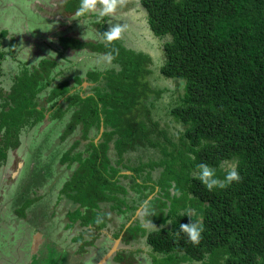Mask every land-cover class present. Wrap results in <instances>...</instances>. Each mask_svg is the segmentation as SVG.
<instances>
[{
  "label": "trees",
  "instance_id": "trees-1",
  "mask_svg": "<svg viewBox=\"0 0 264 264\" xmlns=\"http://www.w3.org/2000/svg\"><path fill=\"white\" fill-rule=\"evenodd\" d=\"M79 3L65 0L62 9L74 15ZM140 5L152 34L169 38L160 74L177 88L181 79L186 82L171 110L182 130L171 135L153 117L148 100L160 92L147 80L153 74L148 54L126 48L121 39L106 45L103 39L61 37L59 57L84 50L104 56L116 48L114 67L91 71L85 80L74 77L73 86L64 81L51 88L56 59L22 66L9 90L0 88V169L8 153L20 148L22 131L45 120L61 123L57 144H70L57 168L65 166L71 174L58 194L68 208L66 228L83 229L73 238L79 255L106 230L125 247L145 239L153 264H264V0H140ZM96 26L100 34L106 31ZM7 36L0 31V41ZM16 42L11 38L8 52L0 49V75L6 57L15 58ZM83 83L91 87L83 89ZM231 160L238 161V183L210 192L194 178L197 165L206 163L223 179L222 165ZM51 172L34 159L13 206L18 221L47 238L54 213L41 190ZM140 208L141 217L131 221ZM189 212L194 220L202 217L196 246L177 235L179 224L190 222ZM116 217L125 222L112 231ZM149 221L156 228H147ZM140 252L122 249L113 261L138 264Z\"/></svg>",
  "mask_w": 264,
  "mask_h": 264
},
{
  "label": "rangeland",
  "instance_id": "rangeland-1",
  "mask_svg": "<svg viewBox=\"0 0 264 264\" xmlns=\"http://www.w3.org/2000/svg\"><path fill=\"white\" fill-rule=\"evenodd\" d=\"M64 1L0 0V31L8 32L7 38L0 41V49L8 52L11 38L17 41L12 51L15 58L6 57L2 62L0 88L8 91L13 76L22 66H36L46 57H52L60 63L53 72L54 82L51 88L64 81L73 86L74 77L85 80L86 74L91 71H105L114 67L112 63L109 64L103 59L104 56L86 50L66 52L63 57H59L60 48L57 43L59 38L66 36H73L83 42H101L102 37L96 24H102L107 31L108 21L111 20L113 24L121 23L127 26L121 38L126 48L148 54L153 59V74L147 80L152 88L160 92V97L151 96L148 104H152L154 119L167 129L169 134H178L182 127L173 122L171 110L178 103L182 93L181 87L177 88L173 80L166 79L160 74V67L164 61L163 45L169 38L159 39L152 34L147 24V13L140 5V0H127L125 6L118 9L115 18L104 17L105 20L99 18L96 13H88L81 17L66 14L62 9ZM82 87L87 90L91 84L83 83ZM45 95L44 92L39 96L41 100ZM62 128L61 123L45 120L32 129H25L21 133L20 148L8 153L7 163L0 169V264L85 263L82 257L85 254L79 255L76 252L79 245L72 239L79 236L83 229L78 224L73 229L66 228L71 227L66 217L68 208L59 200L58 192L67 174H71V170H67L65 166L57 168L58 158L70 144V142L57 144ZM75 137L78 138V135ZM34 159L40 160L52 169V175H48L47 183L41 190L44 199L49 201L50 212L53 210L54 213L51 236L48 238L38 234L37 230L25 221H18L13 213L17 190L33 167ZM222 167L225 168V163ZM156 175L157 172H154V176ZM122 184L127 187L129 181H123ZM114 220L110 225L112 231L117 230L124 222L121 217ZM97 244L105 250H110L114 241L104 237ZM132 246L134 250L140 248L148 253L151 250L146 240ZM127 257L124 256L123 259L126 260ZM148 257L147 262L144 260L143 263L153 264L150 255Z\"/></svg>",
  "mask_w": 264,
  "mask_h": 264
},
{
  "label": "clouds",
  "instance_id": "clouds-1",
  "mask_svg": "<svg viewBox=\"0 0 264 264\" xmlns=\"http://www.w3.org/2000/svg\"><path fill=\"white\" fill-rule=\"evenodd\" d=\"M126 2L127 0H80L79 7L75 12V16L81 17L88 13H96L99 18L110 16L115 18V14L117 13L118 9L123 8ZM108 23V30L100 35L106 45H111L113 42L122 38V34L126 30L127 26L121 23L113 24L111 20H109ZM118 54L119 50L113 48L111 51L104 54L103 59L111 64ZM180 86L181 91L187 87L186 82L183 79L180 80ZM197 169L198 172L194 175V178L198 179L210 192L217 188L223 190L229 187L233 182L238 183L242 179L238 171L237 160L225 161V175L223 179L218 178L216 175V170L206 163L198 164ZM172 187L175 189L174 184ZM174 194L178 196L179 190H175ZM187 216L190 218V222L179 224V231L177 235L183 233L186 235L188 242L194 246L199 245L202 239V233L204 231L202 217H198L194 220L192 218L191 212H189ZM166 223L171 224V220L166 221ZM149 224L152 228H156V226L151 221H149Z\"/></svg>",
  "mask_w": 264,
  "mask_h": 264
},
{
  "label": "crops",
  "instance_id": "crops-1",
  "mask_svg": "<svg viewBox=\"0 0 264 264\" xmlns=\"http://www.w3.org/2000/svg\"><path fill=\"white\" fill-rule=\"evenodd\" d=\"M137 217H141V208L136 212V216L131 220V221H133L135 218H137ZM122 218V217H121ZM123 219V218H122ZM125 222V221H124ZM123 223V222H122ZM129 225V224H128ZM145 226L147 227V228H150V224H148V223H146L145 224ZM104 237H106V238H108V239H111L112 241H114L113 239H112V234L111 233H109L108 231H106V230H104L103 232H102V235H101V237L97 240V242H96V244H95V246L94 247H90V248H88L87 250V252L85 253V255L84 256H82L83 257V261L85 262L84 264H100V262H101V260H102V258L107 254V252L109 251L108 249L107 250H105L104 248H101L100 247V245H98L97 243L99 242V241H101ZM73 239V238H72ZM143 240H145V239H142V240H140L139 242H137V243H141ZM137 243H133L132 245L133 246H135ZM131 245V246H132ZM121 246H123L122 244H120V247ZM131 246H130V248H131ZM132 246V247H133ZM130 248H128V247H125V246H123V247H121V249L120 250H122V249H129V250H134V249H130ZM141 252H140V254L138 255V264H144L143 262H145L144 260H146V262H147V258L146 257H148V255H147V253L148 252H144L143 251V249H140V248H138ZM137 249V250H138ZM77 251H78V249H77ZM76 251V252H77ZM149 258V257H148ZM150 259V258H149ZM107 264H118V263H115L113 260H109V262L107 263Z\"/></svg>",
  "mask_w": 264,
  "mask_h": 264
},
{
  "label": "water",
  "instance_id": "water-1",
  "mask_svg": "<svg viewBox=\"0 0 264 264\" xmlns=\"http://www.w3.org/2000/svg\"><path fill=\"white\" fill-rule=\"evenodd\" d=\"M120 244H121V238L115 240L114 245L107 252V254L102 258L100 264L106 263L107 261L111 260L114 257V255L120 250V247H119Z\"/></svg>",
  "mask_w": 264,
  "mask_h": 264
},
{
  "label": "flooded vegetation",
  "instance_id": "flooded-vegetation-1",
  "mask_svg": "<svg viewBox=\"0 0 264 264\" xmlns=\"http://www.w3.org/2000/svg\"><path fill=\"white\" fill-rule=\"evenodd\" d=\"M116 254H117V253H116ZM116 254H115V255H116ZM115 255H114V257H115ZM114 257H113V258H114ZM113 258H112L111 260H113Z\"/></svg>",
  "mask_w": 264,
  "mask_h": 264
}]
</instances>
